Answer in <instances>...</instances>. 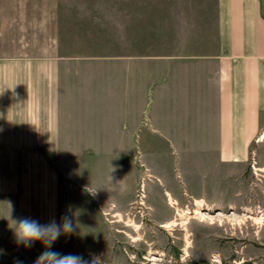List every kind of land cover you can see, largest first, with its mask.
Instances as JSON below:
<instances>
[{
  "label": "rangeland",
  "instance_id": "rangeland-1",
  "mask_svg": "<svg viewBox=\"0 0 264 264\" xmlns=\"http://www.w3.org/2000/svg\"><path fill=\"white\" fill-rule=\"evenodd\" d=\"M55 3L52 92L44 77L50 65L42 60L35 66L31 130L20 127L28 121V82L21 79L28 72L0 57V248L5 249L0 264L17 258L34 264L44 250L40 241L31 248L14 243L9 201L13 216L41 223L69 215L74 232L61 235L53 247L86 259L99 256L100 264H264V224L257 229L250 219L240 225L229 219L264 213V179L252 167L264 165V142L255 137L243 161L221 162L219 146L190 144L191 138L173 144L157 126V108H126L122 99L125 57L212 51L218 0ZM130 67L140 72L145 65L134 60ZM155 67L152 62L150 74ZM110 73H116V108L105 107L109 102L101 95ZM120 140L133 143H116ZM88 187L97 188L95 197ZM165 190L190 212L185 226H160L173 214ZM195 199L203 200L200 210L211 220L198 221ZM118 213L121 220L111 222ZM128 219L139 227L126 226ZM185 230L191 242L187 255ZM150 252L158 253L156 260L144 258Z\"/></svg>",
  "mask_w": 264,
  "mask_h": 264
},
{
  "label": "crops",
  "instance_id": "crops-1",
  "mask_svg": "<svg viewBox=\"0 0 264 264\" xmlns=\"http://www.w3.org/2000/svg\"><path fill=\"white\" fill-rule=\"evenodd\" d=\"M217 7L211 52L125 57L122 99L126 108H157V126L173 144L191 138L195 140L190 144L217 145L219 161L238 163L246 159L255 137L258 144L264 142L258 140L264 135V0H218ZM57 42L55 0H0V57L25 66L23 70L28 72L21 78L28 82V121L20 126L24 129L35 125V66L42 60L50 65L44 77L47 81L48 75L52 92L53 48ZM37 49L45 51L44 56L38 57ZM107 60L111 63L117 58ZM134 60L145 68L135 71L130 67ZM152 62L156 67L150 74ZM109 77L101 95L108 99L105 107L116 108V73ZM139 122L140 116L133 128ZM129 136L135 138L136 134L132 130Z\"/></svg>",
  "mask_w": 264,
  "mask_h": 264
},
{
  "label": "clouds",
  "instance_id": "clouds-1",
  "mask_svg": "<svg viewBox=\"0 0 264 264\" xmlns=\"http://www.w3.org/2000/svg\"><path fill=\"white\" fill-rule=\"evenodd\" d=\"M87 192L95 197L97 188L88 187ZM7 204V219L11 221L8 226L12 230L14 243L24 248H31L35 241H40L44 246V250L34 264H100L98 257L93 256L91 259H86L82 254L62 253L53 247L54 242L61 235L74 232L73 221L69 215L61 216L59 222L52 217L47 222L41 223L39 219L31 216H13V206L10 201ZM4 254L5 249L0 248V255ZM13 264H24V262L17 258Z\"/></svg>",
  "mask_w": 264,
  "mask_h": 264
},
{
  "label": "bare ground",
  "instance_id": "bare-ground-1",
  "mask_svg": "<svg viewBox=\"0 0 264 264\" xmlns=\"http://www.w3.org/2000/svg\"><path fill=\"white\" fill-rule=\"evenodd\" d=\"M262 139H264V135L263 134L259 136L258 140H261L262 141ZM256 164H253V166H252L253 167V170H254V173L256 174V176H261L264 179V167H262L260 165H256ZM159 181L160 180L158 179V182ZM164 194H165L166 199L168 201L169 207L173 209V214L171 215V217L168 220L160 223V226H162V227H173V226H176L178 224H181L182 226H185L189 222L190 216H188V214L190 212L188 210H185L184 211V210L180 209L178 207L177 201L172 197L171 193L168 190H165V193ZM142 196H144V195L142 194ZM194 202L196 204V207L193 210V214L194 215H198V219H199L198 221H203L206 217H209V219L211 220L212 219V216H210L205 211L202 212L200 210V207L202 206L203 200L202 199H195ZM140 203H142V202H140ZM117 215L120 218H118L116 220L113 219V221H111V222H114V221L119 222L121 220L120 214L118 213ZM229 219L232 221L231 224H237V225L245 224L246 220L250 219L253 222V224H256V228L259 229L264 224V213L261 210H257L256 211V214H253L251 212L249 214H244L241 217H237L234 214ZM128 221L129 222L125 223L126 226H132L134 230L139 227L135 222H133V221H131L129 219H128ZM210 223H212V221H210ZM187 232L188 231L185 230V244H184V254L185 255H187V253H188L187 248L191 244L190 238H189V234H187ZM132 237H134V236H132ZM134 240H137V238H135ZM157 254L158 253L150 252V254H148L149 256L146 255V256H144V258L148 259L149 261H153V260H156V255ZM93 256L98 257V259H99V256H96V255H93ZM145 264H148V262H145Z\"/></svg>",
  "mask_w": 264,
  "mask_h": 264
}]
</instances>
